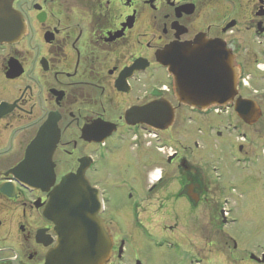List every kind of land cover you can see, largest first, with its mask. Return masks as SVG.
Returning <instances> with one entry per match:
<instances>
[{
  "label": "flooded vegetation",
  "instance_id": "af4514ba",
  "mask_svg": "<svg viewBox=\"0 0 264 264\" xmlns=\"http://www.w3.org/2000/svg\"><path fill=\"white\" fill-rule=\"evenodd\" d=\"M220 53L237 73L231 100L176 101L159 56ZM50 116L44 192L12 170ZM80 168L100 195L106 264H143L128 247L156 239L192 245L191 264H220L221 247L228 264H264L263 243L236 239L243 216L264 227V0H0V264H45L50 194Z\"/></svg>",
  "mask_w": 264,
  "mask_h": 264
},
{
  "label": "water",
  "instance_id": "95a60500",
  "mask_svg": "<svg viewBox=\"0 0 264 264\" xmlns=\"http://www.w3.org/2000/svg\"><path fill=\"white\" fill-rule=\"evenodd\" d=\"M6 15L9 17V12ZM11 15L10 22L15 27L14 15ZM187 59L172 54L158 59L172 77L176 101L192 109L225 106L235 95L237 85V73L230 57L220 53ZM236 111L243 117L241 107ZM56 120L49 117L28 147L25 161L12 170L24 187L46 192L53 184L51 158L58 139ZM53 134V140H48ZM6 191L9 190L1 189L7 195ZM101 208L100 195L85 181L81 168L76 174L63 177L53 188L44 211L45 218L54 224L57 237L56 246L46 254L45 264H106L112 243L98 216Z\"/></svg>",
  "mask_w": 264,
  "mask_h": 264
},
{
  "label": "rangeland",
  "instance_id": "374dc122",
  "mask_svg": "<svg viewBox=\"0 0 264 264\" xmlns=\"http://www.w3.org/2000/svg\"><path fill=\"white\" fill-rule=\"evenodd\" d=\"M203 143V137L201 139ZM222 140L215 141V144L217 147H219L220 144H222ZM225 142V141H224ZM216 159V158H215ZM252 176H256V172L252 174ZM124 202L123 200L121 203ZM109 207H113V202L109 205ZM152 207V206H150ZM160 219V217H157ZM254 220V219H253ZM253 220L247 219V216H243L241 219V224L240 227H236V229L239 231L241 230L240 235L236 233V239H245L249 241L252 244V251L256 250L254 248V245H258L263 243L264 244V227H260L259 224H256L253 222ZM158 224V222H157ZM158 227V225H157ZM235 228V227H234ZM234 229H231L230 227L228 229H225V234L232 235V232ZM185 233V228L184 226H178V229L175 231V235ZM189 235V234H188ZM187 235V236H188ZM170 236V235H169ZM185 237V240H197L195 236L191 237L190 235L188 237ZM222 241V235L219 237H216ZM166 242V243H165ZM162 242L161 239H156L154 242V245L156 248H147L142 246L141 244H132L131 246L128 247V255L130 256L131 260L134 261L135 259H139L143 262V264H191L189 260L184 261L182 260L183 257H186L188 254H191V251H193V246L190 245H185V246H175L172 247V242L165 241ZM161 244V245H160ZM195 246L199 245L197 243H193ZM222 245V243H221ZM220 253L224 255V257L220 258V264H228L226 261L229 259V255H227V251L224 250L222 247L220 248ZM176 257V259L174 258ZM194 264V263H192Z\"/></svg>",
  "mask_w": 264,
  "mask_h": 264
}]
</instances>
